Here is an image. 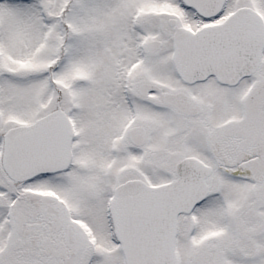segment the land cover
<instances>
[{"label":"snow or ice","instance_id":"1","mask_svg":"<svg viewBox=\"0 0 264 264\" xmlns=\"http://www.w3.org/2000/svg\"><path fill=\"white\" fill-rule=\"evenodd\" d=\"M0 264H264V0H0Z\"/></svg>","mask_w":264,"mask_h":264}]
</instances>
